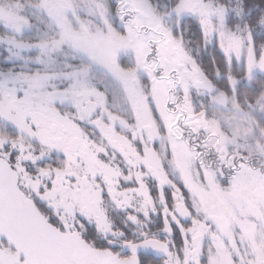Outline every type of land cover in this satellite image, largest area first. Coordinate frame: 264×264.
Returning a JSON list of instances; mask_svg holds the SVG:
<instances>
[{
	"label": "snow or ice",
	"instance_id": "6c2138e0",
	"mask_svg": "<svg viewBox=\"0 0 264 264\" xmlns=\"http://www.w3.org/2000/svg\"><path fill=\"white\" fill-rule=\"evenodd\" d=\"M0 264H264V0H0Z\"/></svg>",
	"mask_w": 264,
	"mask_h": 264
}]
</instances>
